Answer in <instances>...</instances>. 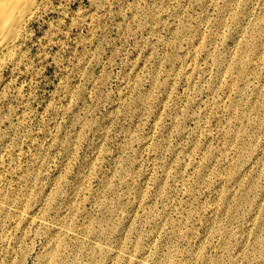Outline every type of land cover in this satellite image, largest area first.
Instances as JSON below:
<instances>
[{"label":"rangeland","instance_id":"374dc122","mask_svg":"<svg viewBox=\"0 0 264 264\" xmlns=\"http://www.w3.org/2000/svg\"><path fill=\"white\" fill-rule=\"evenodd\" d=\"M0 264H264V0H42L0 51Z\"/></svg>","mask_w":264,"mask_h":264},{"label":"bare ground","instance_id":"6f19581e","mask_svg":"<svg viewBox=\"0 0 264 264\" xmlns=\"http://www.w3.org/2000/svg\"><path fill=\"white\" fill-rule=\"evenodd\" d=\"M42 7V0H0V51L8 48L28 19Z\"/></svg>","mask_w":264,"mask_h":264}]
</instances>
